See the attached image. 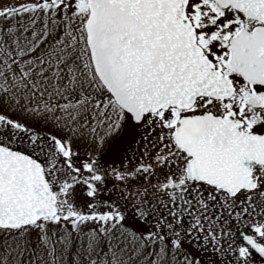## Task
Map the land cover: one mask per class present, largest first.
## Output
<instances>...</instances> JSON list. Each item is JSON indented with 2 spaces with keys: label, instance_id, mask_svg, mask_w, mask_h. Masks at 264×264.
Wrapping results in <instances>:
<instances>
[{
  "label": "snow or ice",
  "instance_id": "1",
  "mask_svg": "<svg viewBox=\"0 0 264 264\" xmlns=\"http://www.w3.org/2000/svg\"><path fill=\"white\" fill-rule=\"evenodd\" d=\"M0 264H264V0H0Z\"/></svg>",
  "mask_w": 264,
  "mask_h": 264
}]
</instances>
